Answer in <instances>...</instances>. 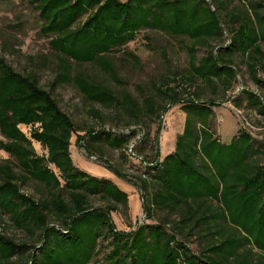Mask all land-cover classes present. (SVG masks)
<instances>
[{"label": "trees", "instance_id": "16d2710c", "mask_svg": "<svg viewBox=\"0 0 264 264\" xmlns=\"http://www.w3.org/2000/svg\"><path fill=\"white\" fill-rule=\"evenodd\" d=\"M24 1L39 13L40 32L51 37L50 46L59 58L52 88L72 81L85 98L103 104L114 101L112 92L81 74L72 77L71 62L96 64L114 77L110 54L134 41L140 30L192 42L189 76L171 81L172 85L163 81L157 88L168 101L158 109V117L168 105L185 106L187 117L175 150L163 159L156 151L149 161L138 151L145 134L141 142L131 144L133 155L144 165L134 185L141 193L146 219L152 220L153 213L161 217L153 224L139 223L130 231L117 230L110 215L118 204H127V194L74 165L69 147L76 129L71 118L35 77L18 72L0 55V150L13 159V163L0 162V211L15 227L38 233L42 240L39 254L30 255L29 263L24 264H264V164L254 157L257 151L247 132L238 131L229 144L219 141L210 130L213 102L197 105L188 98L196 79L230 82L234 78V68L223 51L230 55L235 49L253 60L264 58L261 3L228 11L233 26L228 44H217L196 65L194 48L210 40L219 42L223 36L222 6L211 10L204 0ZM83 15L85 20L74 27ZM254 66L250 67L253 73ZM252 102L264 114L258 99ZM148 112L153 113L152 109ZM20 126L31 128L29 137ZM100 132L113 136L111 146L127 149L129 140L138 134V130L126 135ZM100 132L90 131L89 136ZM159 135L158 126L156 149ZM32 141L46 154L37 155ZM124 154L128 155L126 149ZM28 179L43 185L47 195L36 200L22 192L21 183ZM97 195L105 204L94 208L90 199ZM226 226L231 229L228 233ZM195 227L209 240L200 255L180 238L184 229ZM101 242H107L109 251L100 261ZM22 247L0 231V264H11ZM252 249L259 252L256 259Z\"/></svg>", "mask_w": 264, "mask_h": 264}, {"label": "rangeland", "instance_id": "374dc122", "mask_svg": "<svg viewBox=\"0 0 264 264\" xmlns=\"http://www.w3.org/2000/svg\"><path fill=\"white\" fill-rule=\"evenodd\" d=\"M204 2L211 10L223 7L219 11L223 36L219 42L210 40L207 45H197L194 48L196 65L208 53L214 51L217 44H228L233 29L227 16L228 11L247 7L255 2H260L264 11V0ZM85 18L86 15L81 16L74 27H78ZM41 23L39 13L28 2L0 0V55L18 72L35 77L39 85L52 93L62 111L71 118L76 129L71 135L69 147L74 165L88 176L112 182L127 194V204H118L117 211L110 214L116 229L130 231L142 222L156 223L161 214L153 213L152 220L146 219L141 193L134 185L144 168L143 163L135 155H129L128 149L131 146H128V149L111 146L113 136L102 135L100 131H117L126 135L130 130H138L137 136L129 140L130 145L141 142L145 134L146 138L139 145L138 151L141 157L149 161L155 158L156 151L161 159L172 153L177 137L183 132L187 114L183 104L168 105L167 111L158 117V109L160 111L168 101L158 93L157 88L163 81L172 85L174 83L171 81L189 76L188 48L192 42L186 37H172L160 31L140 30L134 41L114 49L110 54L115 70L114 77L101 71L96 64L71 62L72 77L81 74L112 92L114 101L103 104L85 98L72 81L52 88L58 73L59 58L50 46L51 37L41 34ZM261 50L264 57V43L261 44ZM129 54H132L136 61L131 59ZM221 54L231 61L234 78L230 82L219 78H214L212 82L196 79L192 82L188 98L194 100L197 105L213 102L212 110L215 116L210 130L219 141L229 144L238 131L247 132L251 136L253 150L257 151L254 157L264 164V114L259 112L260 106L252 105L255 98L264 106V58L253 60L235 49L230 55L225 51ZM252 65H255V73L250 68ZM149 109H152L153 113L148 112ZM158 126L160 135L156 149L154 135ZM20 129L29 137V126H20ZM90 131H98L100 135L90 138ZM32 146L37 155L46 154L40 144L32 141ZM124 149L128 155L124 154ZM6 160L13 163V159L0 150V162ZM14 167L20 172L15 165ZM21 189L36 200L45 197L48 192L43 185L31 179L22 181ZM90 202L94 208L105 204L98 195L91 197ZM198 228L184 229L180 235L196 255H200L209 242L208 238L204 237V232ZM0 231L16 244L24 246L20 248V253L12 258L11 264L29 263L30 255L39 254L42 240L38 233H28L15 227L9 216L1 211ZM229 231L231 229L226 226V232ZM106 243H99L97 259L100 261L109 251ZM252 252L253 258L256 259L259 252L255 249H252Z\"/></svg>", "mask_w": 264, "mask_h": 264}, {"label": "built area", "instance_id": "2783aa9c", "mask_svg": "<svg viewBox=\"0 0 264 264\" xmlns=\"http://www.w3.org/2000/svg\"><path fill=\"white\" fill-rule=\"evenodd\" d=\"M132 147H133V145H131V147L128 149V153H129V155L134 156L133 153H132Z\"/></svg>", "mask_w": 264, "mask_h": 264}, {"label": "crops", "instance_id": "0c3cea01", "mask_svg": "<svg viewBox=\"0 0 264 264\" xmlns=\"http://www.w3.org/2000/svg\"><path fill=\"white\" fill-rule=\"evenodd\" d=\"M123 191V190H122Z\"/></svg>", "mask_w": 264, "mask_h": 264}]
</instances>
